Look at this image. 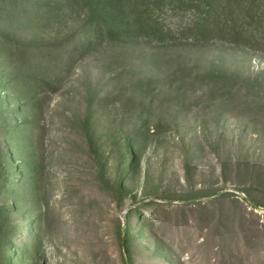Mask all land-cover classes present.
Instances as JSON below:
<instances>
[{
  "label": "rangeland",
  "instance_id": "1",
  "mask_svg": "<svg viewBox=\"0 0 264 264\" xmlns=\"http://www.w3.org/2000/svg\"><path fill=\"white\" fill-rule=\"evenodd\" d=\"M245 1L218 10L238 40L81 52L64 0H0V264H264V0Z\"/></svg>",
  "mask_w": 264,
  "mask_h": 264
},
{
  "label": "trees",
  "instance_id": "2",
  "mask_svg": "<svg viewBox=\"0 0 264 264\" xmlns=\"http://www.w3.org/2000/svg\"><path fill=\"white\" fill-rule=\"evenodd\" d=\"M223 1L64 0L63 7L75 16H83L77 24V35L80 36L81 48L84 47L83 52L93 41L102 42L111 38L127 41L137 37L153 46L172 47L185 43L192 46L205 45L206 34L219 39L224 36L232 37L231 32L236 30L235 23L229 21L228 11H218ZM255 2L256 0H251L248 3L251 12L252 7L256 6ZM211 13L214 14L213 23L209 19ZM251 16L254 18V15ZM262 16L260 13L261 18ZM262 23L261 21L260 24ZM242 26L243 23L240 24ZM234 36L236 38H232L238 40L240 32ZM67 38L58 42V45L68 49V44L64 41ZM262 261L264 263V259Z\"/></svg>",
  "mask_w": 264,
  "mask_h": 264
}]
</instances>
